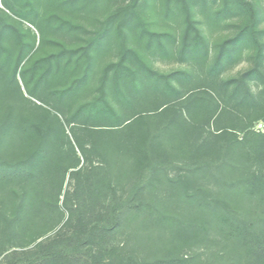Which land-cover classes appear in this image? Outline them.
Returning <instances> with one entry per match:
<instances>
[{"label":"trees","instance_id":"1","mask_svg":"<svg viewBox=\"0 0 264 264\" xmlns=\"http://www.w3.org/2000/svg\"><path fill=\"white\" fill-rule=\"evenodd\" d=\"M113 1L2 0L20 20L0 10V256L6 264H264L257 7L221 0L208 13L213 24L239 18L212 59L192 16L208 0H174L184 12L178 40L148 28L146 0H120L91 31L43 11L55 3L89 16ZM125 28L190 67L154 68L125 44ZM72 32L89 35L73 46L50 39ZM116 33L118 58L80 100ZM246 46L253 65L224 76Z\"/></svg>","mask_w":264,"mask_h":264},{"label":"rangeland","instance_id":"2","mask_svg":"<svg viewBox=\"0 0 264 264\" xmlns=\"http://www.w3.org/2000/svg\"><path fill=\"white\" fill-rule=\"evenodd\" d=\"M255 6L258 9L259 13V28L264 29V0H252ZM120 0H115L112 3L103 5L95 13L90 14L89 16L80 12H73L61 9L57 4H52L49 7H45L43 11L45 15L51 13L60 14L61 16L67 17L75 23L83 25L88 30L96 29L100 21H102L106 15L113 10V8L120 4ZM221 4V0H208L207 9H203L199 5L193 7L192 16L195 22L203 29L205 36L207 37L208 43L210 45V59H212L214 54V46L221 40L226 37H229L233 34L234 27L232 22L237 23L239 21L238 17L234 16H225L220 20L219 24L210 23L208 13L214 12ZM0 10L8 13L13 19L20 20L18 17L13 15L8 9L3 5L2 0H0ZM143 17L148 28L152 31L157 32H168L173 34L177 40L181 36V32L184 25V12L182 7L174 2V0H146L143 5ZM208 16V17H207ZM30 27L34 34L37 36L36 40L40 42L42 32L38 33L35 27L29 25L26 22L21 24L23 30ZM125 44L129 47L135 48L140 51V53L145 57V59L153 66L154 68L166 72L176 68H189L190 64L183 62L177 59L176 52L164 53L161 52L155 43L148 45V41L144 37H140L137 31H130L128 28L124 29ZM89 34L78 33L65 35H55L52 34L50 39H55L58 42L66 43L68 45H76L78 43H83V40L87 38ZM44 39V37H43ZM113 45L109 48H105L97 53L96 63L92 65L89 78V82L86 85L82 95L79 97L80 100L88 99L95 92L96 87L99 83V77L103 66L110 61H115L118 58V44L121 40V35L114 34L113 36ZM264 41V33L262 36ZM37 43V42H36ZM44 42H42L43 44ZM57 44L54 43L53 49L57 48ZM175 51V48H173ZM45 51V50H44ZM43 51V52H44ZM254 52L255 49L251 47H243L240 49L238 54L234 57L233 62L226 68L223 73L224 76H236L242 71L246 70L254 63ZM31 54V52L29 53ZM27 55L24 60H22L21 65H24L27 62V59L30 55ZM68 71L73 70L72 64L68 66ZM109 98L112 102L116 103L115 97L110 93ZM35 100V99H33ZM39 103V102H38ZM254 127L259 130H264V120L256 122ZM68 186V183L66 184ZM6 254V252L4 253ZM4 254L0 256V264H6Z\"/></svg>","mask_w":264,"mask_h":264}]
</instances>
